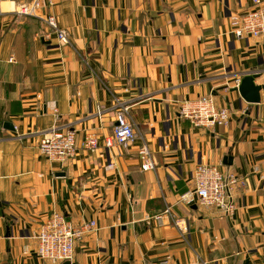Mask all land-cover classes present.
<instances>
[{
  "label": "crops",
  "instance_id": "1",
  "mask_svg": "<svg viewBox=\"0 0 264 264\" xmlns=\"http://www.w3.org/2000/svg\"><path fill=\"white\" fill-rule=\"evenodd\" d=\"M31 1L1 0L0 264H48L34 237L53 212L97 224L71 264H264V88L250 105L237 85L260 73L253 83L264 87V44L234 38L229 23L251 0H41L38 13L55 15L67 45L41 19L12 14ZM209 93L229 108L225 127L179 117L181 102ZM116 101L138 137L107 150ZM58 127L77 143L65 164L38 151ZM90 135L95 153L81 148ZM142 143L153 171L140 170ZM198 164L243 182L230 217L179 201Z\"/></svg>",
  "mask_w": 264,
  "mask_h": 264
},
{
  "label": "built area",
  "instance_id": "2",
  "mask_svg": "<svg viewBox=\"0 0 264 264\" xmlns=\"http://www.w3.org/2000/svg\"><path fill=\"white\" fill-rule=\"evenodd\" d=\"M251 7L242 14L230 16V34L236 38L252 37L264 44V0H251ZM42 8L41 0L22 2L10 9L17 17H31L41 19L47 26L50 34H54L58 42L67 45L70 42L69 34L58 26L55 15L42 16L38 10ZM0 0V16L4 13ZM239 86V84H237ZM115 104V126L112 134L104 138V147L128 148L137 139V133L130 125L127 117L128 107L119 101ZM53 112L56 113L55 108ZM179 117L187 120L191 126L207 131L218 127H225L230 119V111L226 106H218L215 95L198 96L192 100L183 101L179 105ZM97 139L90 135L84 138L81 148L89 153L98 149ZM39 153L51 162L65 164L73 159L77 151L74 131L62 128H52L44 134L38 144ZM137 156L142 172L153 171L155 163L146 143L138 147ZM114 165L109 163L105 170H112ZM255 171L257 169L255 168ZM193 189L180 196L179 201L205 209L217 210L225 217H230L235 211L233 190L243 182L231 172H222L215 165L198 164L192 172ZM168 210L155 215L153 219L160 222ZM98 230L94 220L73 224L63 214L53 212L43 223L34 237L36 241V254L38 258L48 264H62L74 261L75 247L86 236ZM26 253L27 251L24 250ZM157 264H174L169 256Z\"/></svg>",
  "mask_w": 264,
  "mask_h": 264
},
{
  "label": "water",
  "instance_id": "3",
  "mask_svg": "<svg viewBox=\"0 0 264 264\" xmlns=\"http://www.w3.org/2000/svg\"><path fill=\"white\" fill-rule=\"evenodd\" d=\"M264 60V53H263ZM260 73H248L242 77L239 82L238 92L240 97L244 102L250 105H255L260 103V91L264 88L260 85H254L253 81ZM12 129V126H9ZM62 264H70L68 261Z\"/></svg>",
  "mask_w": 264,
  "mask_h": 264
}]
</instances>
